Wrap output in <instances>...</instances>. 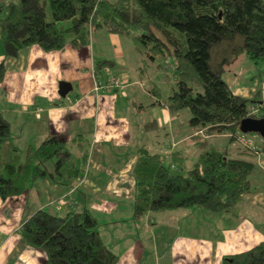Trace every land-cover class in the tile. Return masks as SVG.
<instances>
[{
  "label": "trees",
  "instance_id": "1",
  "mask_svg": "<svg viewBox=\"0 0 264 264\" xmlns=\"http://www.w3.org/2000/svg\"><path fill=\"white\" fill-rule=\"evenodd\" d=\"M48 4V12L46 10ZM70 20L67 26L58 22ZM127 36L140 55L143 69L173 75L163 99L170 112L187 108L189 125L232 134L249 114L254 98L232 91L223 78L225 66L245 55L258 69L264 64V0H5L0 3V43L5 57L28 46L58 50L86 44L92 30ZM169 58L171 67L166 64ZM5 67L0 62V81ZM260 82L264 76L257 75ZM256 99V94H255ZM151 122L144 124L149 129ZM8 121L0 113V198L20 195L49 170L78 183L90 154L82 134L49 135L24 155L10 141ZM264 151V141L262 143ZM211 144L192 167L173 170L165 155L145 146L136 151L133 218L147 213L199 208L237 216L255 191L254 153ZM66 184L64 181H59ZM63 200H56L54 207ZM23 241L45 253L41 264H117L118 255L105 243L98 218L88 209L59 213L40 208L19 227ZM222 264H264V240L222 257Z\"/></svg>",
  "mask_w": 264,
  "mask_h": 264
},
{
  "label": "crops",
  "instance_id": "2",
  "mask_svg": "<svg viewBox=\"0 0 264 264\" xmlns=\"http://www.w3.org/2000/svg\"><path fill=\"white\" fill-rule=\"evenodd\" d=\"M0 62L5 67L0 113L20 154L29 147L36 149L49 135L65 136L69 142L72 135L82 133L90 148L86 172L78 183L49 170L24 193L0 198V264L45 260V253L26 244L18 232L43 207L59 213L90 210L98 218L105 243L118 255L117 264H222L224 255L264 240V151L253 155L255 191L237 216L196 208L186 211V217L187 209H175L182 212L183 225L157 222V212L141 220L133 218L132 170L139 147L165 155L173 170L184 172L214 143L211 140H219L215 144L219 147L230 148L231 143L221 140L229 137L225 132L191 127L188 111L168 110L163 99L169 92L164 96L160 89L162 81H167L165 70L143 69L127 36L98 28L91 31L86 44L68 43L51 51L31 45L14 57H5L0 43ZM252 68L242 74H224L230 75L227 83L234 93L256 94L254 104L260 103V80ZM116 79L118 85L112 83ZM63 87L69 88L65 95L59 92ZM151 121L145 129L144 124ZM58 199L63 201L54 207Z\"/></svg>",
  "mask_w": 264,
  "mask_h": 264
},
{
  "label": "rangeland",
  "instance_id": "3",
  "mask_svg": "<svg viewBox=\"0 0 264 264\" xmlns=\"http://www.w3.org/2000/svg\"><path fill=\"white\" fill-rule=\"evenodd\" d=\"M2 1H5V0H0V3H2ZM46 10H47V12H48V4H46ZM59 23V25L60 26H67V25H69L70 23H71V21L70 20H65V21H61V22H58ZM169 58H166V64L168 65V66H170L171 67V64H170V61L168 60ZM235 61H236V63H238L236 66H234V64L231 62V63H229L228 65H226L225 66V69H226V71L225 72H229L231 75H234V74H236V73H240V74H242V72H244L245 70L244 69H246L247 67H255V65L254 64H252V61L249 59V58H247V57H245V55H240V56H238L237 58H235ZM252 68V69H253ZM251 69V70H252ZM152 70H154V69H152ZM255 72H256V74L257 75H261V76H264V64H259L258 65V69L256 68H254L253 69ZM224 72V73H225ZM246 72V71H245ZM169 74V80H167V81H162V85H160V89H161V92H162V94L165 96V94H167V92H169L170 93V89H171V86H172V84H173V75H172V73H168ZM229 77H230V75L229 74H224L223 75V78H225L226 79V81L228 82V81H230V79H229ZM262 82V81H261ZM261 82H260V84H261ZM158 85H159V83H157ZM259 84V85H260ZM259 102L260 103H254V104H251V106H250V110H249V114H253V115H260V114H262V113H260V112H263L260 108L263 106V104H264V97L262 96V94H261V92L259 91ZM252 98H254L255 99V95H252L251 96ZM253 109H255V111L254 112H252V110ZM182 110H186V111H188V109L187 108H184V109H182ZM189 112V111H188ZM206 127H202V128H200V129H205ZM199 129V130H200ZM207 129L208 128H206L204 131L205 132H207ZM198 130V131H199ZM238 130H236L234 133H236ZM198 133H200V132H198ZM234 133H233V135H234ZM227 134V135H226ZM249 134H254L253 132H251V133H249ZM257 133H255V135H256ZM225 135L226 136H232V134H230V133H226L225 132ZM229 137H225V136H222L221 138H223V139H221V140H223V141H227V143H228V138ZM255 142H259V138L257 137V136H255ZM211 141H213L214 143V145L216 144V143H219V140H217V142H215L214 140H211ZM222 142V141H221ZM221 145V144H220ZM223 146V145H222ZM236 147V152L238 153V151H240L239 149H245V148H242V146H240L238 143H237V141H235V140H233V142L231 143V149H233V148H235ZM262 150V152H263V149H261ZM261 152V153H262ZM261 153L260 152H255L254 154L256 155V156H259V155H261ZM77 207H80V205H77ZM177 210H173V212H170V213H167V214H159V212H157V214H155L154 216H157V222H161V223H166V224H174V223H179V222H182V225H183V223H184V221H183V215H182V212H176ZM185 211V216L184 217H186V213L188 212V210H184ZM187 211V212H186ZM154 214V213H153ZM162 215H165V216H162ZM195 215H197L196 213L194 214V216ZM163 217V218H162ZM151 225H153V224H151ZM181 230H182V228H181Z\"/></svg>",
  "mask_w": 264,
  "mask_h": 264
},
{
  "label": "built area",
  "instance_id": "4",
  "mask_svg": "<svg viewBox=\"0 0 264 264\" xmlns=\"http://www.w3.org/2000/svg\"><path fill=\"white\" fill-rule=\"evenodd\" d=\"M113 84L118 85V81L112 80ZM259 91L261 92L262 96L264 97V80L261 82L259 86ZM255 109L252 110L254 112ZM255 136L259 138V142H255ZM234 140L237 141V143L242 146V148H245L247 150L252 151L253 153L257 152H262V143H263V138L259 134H249V133H244L241 132L239 129L236 133H234Z\"/></svg>",
  "mask_w": 264,
  "mask_h": 264
},
{
  "label": "water",
  "instance_id": "5",
  "mask_svg": "<svg viewBox=\"0 0 264 264\" xmlns=\"http://www.w3.org/2000/svg\"><path fill=\"white\" fill-rule=\"evenodd\" d=\"M69 88L63 87L59 89L62 95L67 93ZM259 95V92L257 93ZM238 129L244 133H257L264 140V116L263 117H246L240 121Z\"/></svg>",
  "mask_w": 264,
  "mask_h": 264
}]
</instances>
